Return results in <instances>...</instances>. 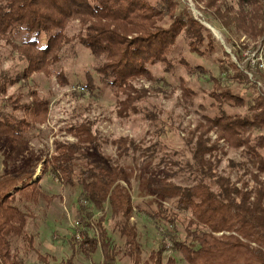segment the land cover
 Returning a JSON list of instances; mask_svg holds the SVG:
<instances>
[{"label":"trees","instance_id":"obj_1","mask_svg":"<svg viewBox=\"0 0 264 264\" xmlns=\"http://www.w3.org/2000/svg\"><path fill=\"white\" fill-rule=\"evenodd\" d=\"M195 1L204 3V10L211 12L209 22H217L230 32L237 29L264 43V0ZM192 12L182 0H0V45L10 47L25 63L16 75L0 69V138L8 141L11 154L19 156L28 150L27 136L46 124L50 114L49 101L37 90L23 101L25 95H11V87L34 75L53 78L65 48L77 42L98 61L95 70L101 82L114 91L118 116L142 114L159 80L154 68L161 65L168 71L173 67L172 55L181 37L194 53L202 52L204 45L213 48L216 38L211 29ZM74 26L78 32L69 35ZM181 63L194 73L188 61L181 59ZM235 68L234 81L253 89L256 96L247 100L235 92V83L215 81L210 96L217 113L205 115L189 138L194 145L188 162L192 183H176L178 173L169 174L171 168L150 184L151 191L164 202L148 215L173 228L180 223L184 226L183 238L169 232L165 236L172 242V251L180 253L188 264H264V87L257 78L251 79L250 68L242 69L238 64ZM56 78L67 86L63 71L56 73ZM86 87L91 92L96 89L91 73H87ZM182 89L185 100L192 102L194 92L183 84ZM226 106L243 112L229 113ZM146 117L154 121L158 114L147 111ZM65 130L75 141H55L42 174L48 172L65 184L81 186L85 202L103 213L108 206L114 229L124 241L122 247L112 243L103 214L95 223H87L96 234L86 232L78 242L85 257L92 259L101 249L103 264H119L125 256L133 264H164L166 244L147 259L143 257L133 223L137 208L127 186L128 172L119 163L135 155L145 162L153 157L143 148L146 140L129 136L104 139L92 119L70 123ZM101 144L112 145L116 156L102 150ZM229 148L241 151L243 159L230 161L225 171L222 165ZM79 160H85V166L79 167ZM162 163L167 165L168 160ZM37 175V170L0 175V264H25L13 251V238L25 240L34 249L33 236L27 230L33 215L19 203L35 205L41 199L55 198L42 190ZM82 208L92 219L93 214ZM38 258L49 264L46 257ZM62 264L74 262L70 259ZM168 264H174L172 257Z\"/></svg>","mask_w":264,"mask_h":264},{"label":"rangeland","instance_id":"obj_2","mask_svg":"<svg viewBox=\"0 0 264 264\" xmlns=\"http://www.w3.org/2000/svg\"><path fill=\"white\" fill-rule=\"evenodd\" d=\"M182 1L191 11L195 7L200 12L201 21L208 28L213 27L216 30L210 28L216 39L213 48L204 45L201 47L202 52L194 53L184 37L180 38L172 55L173 67L168 71L161 65L154 68L159 80L153 85L152 94L145 102L146 112L128 118L118 116L117 97L114 91L101 82V77L95 70L98 61L89 49L77 42L65 48L63 60L55 67L53 78L34 75L10 88L11 95L24 94L23 101L29 100L28 94L37 90L50 103L49 119L46 124L32 129L29 133V145L25 153L12 155L8 141L0 138V175L10 171L22 175L37 170V177H41L42 190L49 196H55L53 200L41 199L40 203L35 205L19 203L24 211L33 215L27 230L33 236L34 249H31L25 240L12 239L13 251L19 253L25 264H44L39 260V255L46 257L49 264H62L70 259L74 264H103L101 249L92 259H88L78 243L86 232L96 234L94 227L87 226V223H95L103 214L106 215L104 227L112 243L119 247L124 245V241L114 229L108 206L104 213L95 209L93 205L85 202L81 186L65 184L59 177L48 172L42 174L41 171L45 160L54 152L55 141H75L65 128L70 123L84 119L96 120L97 128L102 132L104 139L129 136L137 141L146 140L143 142V148L145 152H152L153 157L145 162L143 158L135 155L119 162L128 172L127 186L137 208L133 223L138 230L139 246L144 259H147L152 251L159 249L161 244H166L164 264H168L170 257L174 259V264H188L180 253L172 251V242L165 236V233L169 232L183 238L184 226L180 223L173 228L165 222H156L148 215L149 212L159 210L160 204L164 202L163 198L151 191L150 184L165 176L167 169L171 168L169 174L178 173L174 178L176 183H192L193 175L188 169V162L192 160L194 145L189 142V138L205 115L213 116L217 113L210 96L214 82L220 80L221 83H235L233 88L236 93L247 100L254 98L256 92L253 89L234 81V75L237 73L235 66L238 64L242 69L250 68L254 78L264 87V68H261L263 72L251 69L248 56H245L251 51L252 54L258 55L257 50L261 49L260 56L263 54L264 57V43H257L251 36L237 29L230 32L217 22H209L212 20L209 15L211 12L204 10V3L200 4L195 0ZM77 32L78 27L74 26L69 30V35ZM41 38L46 41V35ZM227 53L232 55L228 56ZM236 53L239 55H235ZM181 59L191 64L194 73L188 71ZM197 66L202 67L198 69ZM24 67V61L10 47L0 45V69H6L16 75ZM61 71L67 77V86L57 81L56 73ZM87 73H91L95 80L94 92L86 87ZM182 84L194 92L190 103L183 96ZM149 86L150 84H146V87ZM226 110L234 114L243 112V109L230 106H226ZM147 111L157 113L158 119H147ZM17 116L22 118L23 114L17 113ZM212 137L216 139L214 133ZM101 145L107 154L116 156V149L112 145ZM242 159L241 151L227 149L222 170H229L230 161L240 162ZM163 160H168V164L162 163ZM85 164V160L77 162L79 167ZM83 206L93 214L92 219L83 210ZM119 264L133 263L125 256L119 260Z\"/></svg>","mask_w":264,"mask_h":264},{"label":"built area","instance_id":"obj_3","mask_svg":"<svg viewBox=\"0 0 264 264\" xmlns=\"http://www.w3.org/2000/svg\"><path fill=\"white\" fill-rule=\"evenodd\" d=\"M192 11H193L195 17L197 19H200L201 14L195 7L192 8ZM260 50L261 49L257 50V52H259L258 55H257V53L252 54V51L247 52L245 54V56L246 55L248 56L247 59L249 61L251 69H253V70H261V68H264V57H263V54L260 56ZM253 70H251V71H253ZM249 75H250L251 79H255L253 73L250 72ZM258 83L260 86L262 85V83L260 81Z\"/></svg>","mask_w":264,"mask_h":264},{"label":"bare ground","instance_id":"obj_4","mask_svg":"<svg viewBox=\"0 0 264 264\" xmlns=\"http://www.w3.org/2000/svg\"><path fill=\"white\" fill-rule=\"evenodd\" d=\"M213 30H215L213 27H211ZM216 31V30H215Z\"/></svg>","mask_w":264,"mask_h":264},{"label":"water","instance_id":"obj_5","mask_svg":"<svg viewBox=\"0 0 264 264\" xmlns=\"http://www.w3.org/2000/svg\"><path fill=\"white\" fill-rule=\"evenodd\" d=\"M211 28V27H210ZM212 29V28H211ZM213 30V29H212Z\"/></svg>","mask_w":264,"mask_h":264}]
</instances>
